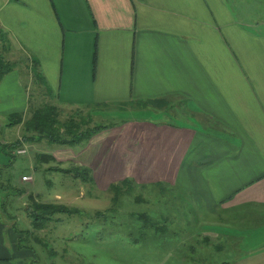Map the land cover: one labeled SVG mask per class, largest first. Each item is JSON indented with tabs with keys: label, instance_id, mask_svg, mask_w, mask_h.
Returning <instances> with one entry per match:
<instances>
[{
	"label": "crops",
	"instance_id": "crops-1",
	"mask_svg": "<svg viewBox=\"0 0 264 264\" xmlns=\"http://www.w3.org/2000/svg\"><path fill=\"white\" fill-rule=\"evenodd\" d=\"M0 29L27 69L0 86L12 80L22 101L35 89L59 107L138 103L172 115L65 150L97 183L178 189L191 213L212 218L206 232L226 255L264 242L263 18L236 17L226 0H0ZM7 99L9 116L18 99ZM2 248L0 264L26 254Z\"/></svg>",
	"mask_w": 264,
	"mask_h": 264
},
{
	"label": "rangeland",
	"instance_id": "rangeland-1",
	"mask_svg": "<svg viewBox=\"0 0 264 264\" xmlns=\"http://www.w3.org/2000/svg\"><path fill=\"white\" fill-rule=\"evenodd\" d=\"M226 1L236 17L240 14L264 19V0ZM2 30L0 58L18 71L14 75L23 78L27 72L25 62L19 56L11 61L8 53H13L9 49L12 35ZM2 34L8 39L1 40ZM7 92L9 95L3 97ZM25 93L29 100L22 101V93L9 80L0 86V103L5 99L9 102L7 98L13 94L18 99L13 110L21 113L25 120L44 106H56L60 110L61 124L74 121L82 131L101 126L106 127L103 132L124 122L143 119L173 122L171 114L151 113L138 103L76 109L59 107L55 99L43 98L42 91L25 90ZM7 102L3 105L8 106ZM169 108L173 110L172 106ZM180 108L185 109L182 105ZM7 111L0 108V223L4 226L3 248L0 249L4 250V256L26 253L24 257H13L11 264H205L206 257L210 259L208 264H214L235 260V256L243 258L236 260L239 264L248 261L247 264H264V242L232 255L212 248L208 256V251L203 249L210 243L203 247L198 244L203 242L205 234L209 235L207 240L215 237L206 232L204 225H210L212 218L206 217L204 221L194 212L188 215L187 197L178 189L135 184L114 204V194L109 191L112 184H98L95 180L94 184L84 183L73 174L54 170L80 166L72 157L65 156L68 153L65 150L71 148L77 152L78 147L52 144L33 132L24 135V124L9 126ZM24 136L31 139L26 141ZM22 150L26 154L18 153ZM50 154L62 164L40 158ZM24 176L31 180L24 181ZM37 203L63 204L81 209L83 214L56 215L43 230H36L32 226V209ZM189 216L193 219L189 220ZM190 247L198 249L192 251Z\"/></svg>",
	"mask_w": 264,
	"mask_h": 264
},
{
	"label": "trees",
	"instance_id": "trees-1",
	"mask_svg": "<svg viewBox=\"0 0 264 264\" xmlns=\"http://www.w3.org/2000/svg\"><path fill=\"white\" fill-rule=\"evenodd\" d=\"M3 59L0 58V80L10 73L13 68H11V63L8 62H3ZM59 108L56 106H44L37 111H35L32 116L25 120L23 115L21 113H14L9 115V126H12L14 124L21 125L24 124L25 130H24V135L30 132L36 133L39 137V139H45L49 143L52 144H57V145H68L70 147H79L83 144H86L90 141V139L101 132L104 128L106 127H101L98 126L93 129H87V130H81L79 125H76L74 121H70L69 123H60L59 116ZM61 128H64V131H61ZM24 139L26 141L30 140L31 138L24 136ZM23 141V140H22ZM21 141V142H22ZM56 154V153H54ZM42 155L40 156L41 159L44 161L50 162H58L62 164V161H58L55 158V155ZM55 158V159H54ZM56 171H60L62 173H67V174H73V177L76 179L82 180L84 183H90L94 184V177H93V172L92 169L87 167V166H76L72 169H54ZM135 184L133 183L132 180L130 179H125L122 180L118 183H114L110 186V190L114 196H113V202L114 204L117 203L118 199L121 197V195L126 194L130 192L131 189ZM154 186H163V187H168L164 186L162 184H157ZM153 187V186H150ZM33 213H32V226L36 230H43L46 225L53 221L54 217L59 214H65L68 216H73V215H82L83 211L81 209L75 208V207H69L63 204H53V203H37L34 206ZM188 215L191 214L192 210H190L189 205H188ZM96 215H100V212L96 213ZM147 215V214H146ZM149 217V215H147ZM190 218V217H189ZM190 220V219H189ZM206 230V229H205ZM201 234H198V237H200ZM205 234V238H202L201 243L198 244V247H203L205 244L210 243L205 247L203 250H206L210 256V249L215 248L217 251L223 250V246H221L215 239L207 240ZM218 245H216L215 243ZM198 247L196 249H192V251H197ZM224 252V250H223ZM222 252V253H223ZM212 256V255H211ZM209 257L205 259V264H208L207 262L209 261ZM214 264H229L227 262L221 261V263L217 262Z\"/></svg>",
	"mask_w": 264,
	"mask_h": 264
},
{
	"label": "built area",
	"instance_id": "built-area-1",
	"mask_svg": "<svg viewBox=\"0 0 264 264\" xmlns=\"http://www.w3.org/2000/svg\"><path fill=\"white\" fill-rule=\"evenodd\" d=\"M19 154H26V151L25 150H22V151H18ZM23 180L24 181H30L31 180V177H23Z\"/></svg>",
	"mask_w": 264,
	"mask_h": 264
}]
</instances>
